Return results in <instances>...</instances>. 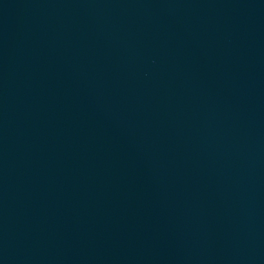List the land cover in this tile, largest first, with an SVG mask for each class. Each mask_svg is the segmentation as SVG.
Instances as JSON below:
<instances>
[{
	"label": "water",
	"instance_id": "obj_1",
	"mask_svg": "<svg viewBox=\"0 0 264 264\" xmlns=\"http://www.w3.org/2000/svg\"><path fill=\"white\" fill-rule=\"evenodd\" d=\"M0 264H264V0H0Z\"/></svg>",
	"mask_w": 264,
	"mask_h": 264
}]
</instances>
